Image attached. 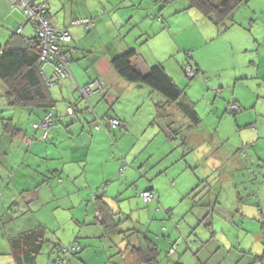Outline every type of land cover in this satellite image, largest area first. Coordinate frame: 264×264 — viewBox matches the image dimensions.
Returning <instances> with one entry per match:
<instances>
[{"label":"rangeland","instance_id":"rangeland-1","mask_svg":"<svg viewBox=\"0 0 264 264\" xmlns=\"http://www.w3.org/2000/svg\"><path fill=\"white\" fill-rule=\"evenodd\" d=\"M52 1L54 8L60 9L59 14L69 12L73 2L75 8L101 9V13L109 18L111 12H104L103 6L113 5L112 15L115 19L130 18L133 14V26L146 30L153 26L154 29L148 35L136 37L129 32L123 38L130 44L133 39L136 40L131 49L138 51L143 62L164 65L177 85L186 89L185 93L193 102L201 122L196 128L175 104L166 106L168 117L160 120L156 105H165L166 98L147 85L122 79L113 70L119 80L116 86L119 87L120 82L124 84L122 90L125 96L118 93L119 100L113 104L108 101V97L103 98L101 103L104 110L96 112V116L91 113L68 115L65 126L75 128L86 119V126L96 130L95 125L103 115V122L108 123L109 117L116 116L121 125L110 130H96L103 136H96L88 142L76 136L82 144L75 143L70 156L73 164H67V168L77 178L66 182V176L62 175L65 182H55L51 186L50 182L45 183L44 177L49 178L54 172L48 171L47 165L54 164L52 156L56 149L50 145L52 148L45 153L33 146L32 152L22 150L18 155L16 144L25 143L24 135L2 136L3 124L7 119H13L16 128L22 126L29 134L34 133L32 122L37 117L36 113L29 114L28 110L10 107L5 97V87L0 81V158L6 152L10 154L8 166L0 168L3 177L0 186L10 188L8 194H2L3 189L0 187V208L7 207L6 210H0L6 222L0 223V264H9L6 258L10 248L9 238L33 229L39 223L48 228L47 238L61 244L62 250L52 251V247L46 246L36 264H140L134 251L118 249V236L103 238L105 230L98 224L94 197L92 194L87 196V187L91 185L101 193L109 192L106 197L117 195L115 190L121 187L119 182L126 175V179H133V198L114 199V209L120 206L126 209L127 204L133 201V237L138 241V244L133 243V248H145V238L159 244L160 264L173 263L178 259L184 264H195L197 259L203 264H218L222 260L221 264H233L238 256L236 251L257 246L260 238L261 243H264V90L259 89L260 76H252L255 69L249 59L246 63V54L239 45L245 40L251 41L249 25L236 22L227 32L212 27L214 35L207 37L220 38L208 43L203 39L206 36L204 27L199 28L194 22L188 21L184 13H177L173 9L174 5L181 7V4L187 3L186 0H171L166 5L163 0H133V8L126 7L125 0H49V3ZM11 14L9 5L0 0V39L4 38L0 43L3 44L12 33L9 26ZM162 15L168 27L163 28L157 19ZM31 32L33 36L34 30L31 29ZM224 33L230 36V42H225ZM148 36L151 39L146 42ZM101 38L104 43L108 42L109 33L106 32ZM232 41H237L234 46ZM259 56L264 59L262 55ZM189 65L194 71L199 70L193 78L185 73ZM241 75L250 76L243 80ZM114 80L117 81L116 78ZM234 105L241 106L237 114L231 111ZM77 117H80V123L74 125ZM61 123L64 125V121ZM124 125L130 131L118 139L121 133L127 131ZM257 128L260 130V139L256 137ZM175 132L178 134L175 135ZM36 143L48 142H42L39 138ZM120 150L128 154L124 155L127 168L123 173L118 165ZM184 151L187 156H183ZM37 153L43 154L41 160ZM24 158L26 162H23ZM27 163L38 164L39 169L46 173L40 176L39 181L33 179L32 187L23 189L17 186L24 185L26 177L33 174L37 176L36 168H26ZM231 165L235 171L229 177L226 172L232 168ZM204 172H209L210 177L206 180L201 178L202 183L193 184ZM14 176L15 182L11 179ZM104 177L111 181L102 183ZM5 181L7 186L4 185ZM80 186L85 187L82 192L86 200L81 199L77 192ZM190 186L189 191L196 188V192L190 197L185 194L182 196L181 193ZM149 187L161 190L159 204L145 203L141 198L142 191ZM180 187L182 190L178 191ZM21 189L32 190V193H24L26 200L20 198L23 193V190L20 193ZM36 190L40 197L38 200L32 195ZM195 200L206 206L211 201V209L204 222L212 224L215 234L211 241H203L198 251L195 248L187 249L182 243L183 247L178 252L181 255L171 259L168 256L169 236L172 240H195L204 229L192 212L195 210ZM11 204L14 206L9 210ZM165 227L170 228V231L166 229L162 233ZM206 235L204 233V239L207 240L210 234ZM122 246L125 247V244L122 243Z\"/></svg>","mask_w":264,"mask_h":264},{"label":"crops","instance_id":"crops-1","mask_svg":"<svg viewBox=\"0 0 264 264\" xmlns=\"http://www.w3.org/2000/svg\"><path fill=\"white\" fill-rule=\"evenodd\" d=\"M2 1L7 6L9 5L10 9L12 10V14L9 16L11 19V23L9 24V26H10V30H12V33L13 32H20L24 36L32 37L31 34H33V33L31 32V29L34 30L33 29L34 27L30 23V21L26 20L23 13L21 12V10L17 7H13L10 3V0H2ZM42 1L47 3V5L49 7V9H48L49 15L48 16H49V20L52 22V24L60 30L67 31L70 34V36L72 37V41L68 45L71 48L69 57L71 59L72 76L69 77L67 80H61V82L58 85H55L51 88V92L53 94V97L56 100L60 101V104L57 105V107H56L58 109V111L55 113V117H56V119L58 118L61 121H64L63 126L65 129L58 126L59 123H58V121H56L55 126L49 132V140H48L49 142L48 143H50V144H48V143H46V144L38 143L37 144L36 142H35V144H33V143L28 144L27 139L24 136L25 143L16 144V145L18 148V155L21 154L22 150H25V152H27V153L32 152L33 146L36 148L37 151H39L41 148L42 151H44L45 153H47L52 148L50 145H52L56 149V151L53 152V156H52V158L55 160L54 164L53 165H51V164L47 165L48 171L54 170V172L51 173L52 175H51V177H49V180H47L48 182H50V185L52 186L55 182H57V184L58 183L60 184L61 183L60 181L65 182L62 175L66 176V182H70L71 180L77 178V177H74L67 168V164H69V165L73 164V158H70V156H71V151L74 149L75 143L79 142L80 144H82L80 141H77L76 136H80L81 138L87 140V142H88V140H93L96 136H103V134H101V132H100L101 128L106 129L102 125L101 128L99 127L100 131L99 132L96 131V130H98V124L100 122H103V120H101V119H103V117H105V115L100 117V119L96 123V125H95L96 130H93L92 126H90V127L86 126L88 124L86 119H85V121L81 122V125H79L75 128H70V126H65V120H68L66 118L68 117V115H77L78 113H82V114H87V113L90 114L91 113V114H93V116H96V112L99 113L102 110H104V106L101 103V100L103 98L108 97V101L113 104L119 100L118 93H120L122 97L125 96V93L122 90V85H124V84L122 82H120L119 87H118V85L116 86V84H118L119 80L116 76H114V74L112 72L114 69L111 65V62H112L113 58H115V57L125 53L129 49L133 48L134 42H136V40L133 39V43L131 42V44H130L129 41H127L126 39L123 38L124 34H127L130 32V33H132V35L135 34L136 37L137 36L141 37L144 35H148L149 31L153 30L154 27L152 26L150 28V30H146V29H141V28L137 27V25L133 26V14L131 15L130 18L129 17L128 18L127 17H121V20L115 19L112 15L113 5H111V6L108 5L106 7L103 6L104 12L108 11L107 14H109L111 12L109 18H107V16H105V14L103 15V13H101V11H102L101 9H98L95 7H88L86 9H84L81 6L75 8L73 5V2H71L69 12H62L61 14H59L58 12L60 9L54 8V6H53L54 2L53 1L50 3H49V0H42ZM125 1H127L126 5H125L126 7L133 8V6H135V5H133V0H125ZM170 1L171 0H163V3L166 5L167 3H170ZM121 3H123V1H121ZM178 6L179 5L173 6V9L177 13H184V17H186V19L188 21L194 22L195 24H197L199 26V28L204 27V29L206 30V33H205L206 36H204L203 39H205L206 42L213 43L214 41H216L220 38L219 37V38L213 39L211 37H207V36H213L214 35V32H213L214 30L212 29V27L214 28L215 26L209 20H207L198 10L188 8V1L184 5L181 4V7H178ZM155 9L156 8H153V10H155ZM62 14L63 15L65 14V15L62 16ZM162 14L164 15V13H162ZM163 15L161 17H158L157 19L161 24H163V28H165L167 25H166L165 17ZM233 17L236 19V21H234ZM233 17H232V19H233L232 24L235 25L237 22V24H239V25H249V27H248V30L250 31L249 38H251V41L245 40L244 43H242V44L240 43L239 45L241 46L242 52L244 54H246V55H244L245 61L247 59H249L250 65L255 69V71L252 73V76H257V77L260 76V79L258 80L259 81V89H261L263 91L264 90V59L261 58L259 55H262L264 57V0H248L246 3H243L238 9H236ZM85 21L87 23H85ZM231 22L232 21H229L227 24L230 26ZM200 24H202V25L200 26ZM29 26H31V29ZM231 26L233 27V25H231ZM157 28H160V27H157ZM136 29H139V30H137V32H135ZM106 32L109 33L110 39L108 42L104 43L102 41L101 36L103 34H105ZM169 32H170V29L167 31V33H169ZM223 32H227V31H224V29H223ZM34 33H35V30H34ZM224 35H225V42L226 41L230 42V36H228V34H226V33H224L222 36H224ZM148 37L149 38H147L146 42H148L151 39V36H148ZM241 38H244V37L242 36ZM8 39H7V41H8ZM1 40H4V38L0 39V42H3ZM238 40H239V38H238ZM116 41H118V42H116ZM237 41H232V46H234L235 42H237ZM0 45L3 46L5 44L0 43ZM0 53H1V51H0ZM136 63L138 65L139 69L143 73H147L149 71V69L151 68V66L152 67L155 66L154 64L147 62V61L143 62V60H140L139 57H138ZM246 63H248V62L246 61ZM159 64L163 65L162 63H159ZM163 67H164V65H163ZM165 70H167V69L165 68ZM167 74H168V72H167ZM241 76H243L242 77L243 80H246L248 78L247 76H250V75H241ZM114 78H116L117 81L114 80ZM237 78H238V76H237ZM91 83L92 84L93 83H100L101 86L97 89L95 94L89 95L87 99L86 98H80L79 89L83 88V87H85ZM185 91H186V89H185ZM237 98H238V96H237ZM238 99H236V100H238ZM240 101L242 102V99H240ZM63 103L65 104V107L63 106ZM240 107H238V110ZM59 110H60V112H59ZM238 110L234 111V112L237 114ZM42 115H44V113L42 111L38 112L37 118L42 117ZM197 115H198V113H197ZM112 117L118 118L116 116H112ZM198 118L200 119V122H201V118L199 117V115H198ZM60 120H59V122H60ZM78 120H80V117H77V119L74 120V122H75L74 125H77L80 123ZM71 122H73V121H71ZM70 123H68V124H70ZM198 126L199 125H195L196 128ZM22 128L23 127L21 126L19 129L23 130ZM123 128L127 130L126 125H124ZM129 131L130 130H127L126 132L121 133L119 135L118 139H120L121 136H123L124 134L129 133ZM4 132H3L4 135H2V136H8V134L4 133ZM27 133H29V132H27ZM34 134H37L38 138L40 137L39 133L34 132ZM105 135H106V133H105ZM106 137H107V135H106ZM256 137L258 139H260L259 128H257ZM13 141H15V140H13ZM248 144H250V143H248ZM80 148H84V146H80ZM182 148L185 149V146ZM195 151H198V149H196ZM39 154L40 153H37V155H39ZM9 155L10 154L8 152H6L5 155H2V157L0 158V165H1L0 168L8 166ZM37 155H35V156H37ZM42 155L43 154L39 155L40 160H41V158H43ZM124 155H128V154L124 153V151H122V150H120L118 152V157L120 160V163L118 165H120V171L122 169V166H127L126 159H125L126 157ZM114 156H116V155H114ZM183 156H187V153L185 151L183 153ZM25 159L26 158H24L23 162H26ZM29 166L32 167L33 169L36 168L37 171H35V173L37 174V176H35L34 174H33V176L29 175L28 177H26L27 179H25V183H23L24 185H20L17 187H22L23 189L30 188V187H32L33 179L39 181L40 176H43V174L46 173V172H44V170L39 169L38 164L27 163V165L25 167L29 168ZM188 166L186 168H188ZM231 166H232V168L226 172V176L231 177L230 173L235 171L234 166L233 165H231ZM123 169H124V167H123ZM123 171H125V170H123ZM123 171H121V172H123ZM84 172H85V170H84ZM15 174H13V175H15ZM26 174L27 173H24V175H26ZM209 175H210L209 172L201 173L200 174L201 177H198L197 180H194L193 184H196L197 182L202 183V181H200L201 178H203V180H206L207 178L210 177ZM126 176L123 179V181L119 182L121 187H117V189L115 190L117 192V195H115V196L110 195V197H107V202L110 205V207L113 210L120 212V214H121L120 215L121 217L118 220L119 221L118 229L120 232H126V233H124V235L121 234L118 236L119 241H120L118 249L122 250L124 252H127L129 250L132 251L133 243L138 244L137 239L134 238L133 235H132V237L128 238V234H127V232H129V236H130L131 235L130 231L133 230V201L129 202L127 204L126 209H122L121 206L119 207V209H114V203H113L114 199L115 200H124V199L133 198V179H130V178L126 179ZM11 179L13 180V182H15L16 176L12 177ZM0 180L3 181V177L1 174H0ZM53 180H54V182H53ZM110 181L111 180H108V177H104L101 182L102 183L103 182L108 183ZM101 182H100V184H101ZM4 185L7 186L6 181L4 182ZM0 187H2L1 189H3L2 194H4L5 192L8 194V190L10 189L8 186L6 188L3 186H0ZM93 187H94L93 185H91V187H89V186L87 187V189H89L87 196L91 195V194H92V196H94L96 194L95 192L99 191V189H97V187L95 189ZM176 187H177V185H176ZM37 188H38V186H37ZM84 188L85 187H81V186L78 187L77 192H79L81 199H84V195L82 192ZM182 188H183V186H182ZM182 188L180 187L178 191L182 190ZM190 188H191V186L188 189H186L185 191H183L181 193V195L183 196L185 194L186 196L190 197L192 194H194L196 192V188L193 189L192 191H189ZM23 189H21L20 193L22 192ZM151 189H154L159 196V201L158 202H152V203L159 204L160 199H161L160 196L162 195V192L160 189H155V187H149L147 189H144L142 191V193H144L148 190H151ZM31 191L32 190H23V193H21L22 197H20V198L24 199V193L25 192H31ZM108 194H109V192L107 193V196H108ZM32 195H33V198H35L36 200H38L40 198V197H38L37 190H36V192H33ZM197 195L198 194H196L195 196H197ZM52 198H54V196H52ZM24 200H26V198ZM84 200H86V199H84ZM197 201L198 200H195V205L197 204ZM209 204H211V201L209 202ZM15 205H17V204H15ZM13 206L14 205L11 204L9 207L10 208L9 210H12ZM6 208L7 207L2 208V209L0 208V210H6ZM209 209H211V208L207 209V206L203 205L202 202L200 201V204L195 207V210H192V212H194V214L196 215V217L199 220V225L203 226V228H204L201 231V233H199V237L197 236V238L195 240H192V239H190V240L186 239L185 240L186 246L188 247L190 245L189 247L192 248L193 250L195 248L198 251L203 246V241H204V243H207V242L211 241L212 236H214L212 224L204 222L205 219H207V216L209 214L208 213ZM0 214L2 215L1 211H0ZM96 214H97V220H98L99 214H98V212H96ZM3 223L6 224V222H3ZM98 224H99V221H98ZM40 225H42V224L39 223L33 229L24 230V231H22V233H19L14 237L9 238L8 242H9L10 248H9L8 253H6V255H7L6 258L8 259L7 261L9 264H17L15 258L12 256L13 251H14L13 247H12V241H13L12 239L17 238L18 236H20L26 232H31L32 230L37 229V227ZM42 226H44V225H42ZM166 229H168V228L165 227V229L163 230L162 233H164V231ZM168 231H170V228L168 229ZM174 233L175 232L173 231L172 234H174ZM204 233H205L206 237H207L206 234H208V235L210 234L209 235L210 237H208L206 242H205L206 239H204ZM47 234H48V228H47L46 237H47ZM261 242H262V238H260V242L257 246L254 245V246L250 247L249 250L247 248H244V249H241L239 251H236V250H238V248H237L235 251H236L238 256L235 259L236 261L234 260L235 262H233V264H264V257L260 261L255 260L256 256H263L264 255V243H261ZM122 243L125 244V247L122 246ZM21 245H23V244H21ZM157 245L159 246V244H157ZM23 247H21V248H23ZM21 248H17L18 254H19V251L21 250ZM232 249H234V247H232ZM19 257H22L21 261L19 262L20 264H30V263L25 262V260H26L24 258L25 256L23 257L22 255L19 254ZM175 260H176V258H175ZM223 261L224 260H222L218 264H221ZM175 262L176 261H174L173 263H175ZM199 263H201L200 259H197L195 264H199ZM35 264H36V261H35Z\"/></svg>","mask_w":264,"mask_h":264},{"label":"trees","instance_id":"trees-1","mask_svg":"<svg viewBox=\"0 0 264 264\" xmlns=\"http://www.w3.org/2000/svg\"><path fill=\"white\" fill-rule=\"evenodd\" d=\"M188 8L198 10L207 20H209L215 27L222 28L227 31L233 23V15L236 9H238L243 3L248 0H187ZM165 2V1H164ZM49 13L46 18L49 19ZM232 21L230 26L227 24ZM35 30V35L26 38L20 32H13L5 45H0V81L5 87V97L8 105L14 109L20 108L22 110H28L30 113H36L42 111L44 115L34 119L32 122V129L35 133L40 134V140L43 142H49V132L53 129L56 122L55 113L58 111L56 108L59 105V101L53 97L51 88L58 85L61 80L58 79L55 85L49 84L51 77V70L47 76L45 67L41 61L42 52V40L40 38L37 25L35 22H30ZM68 48V44H65ZM71 64L69 55L65 54ZM139 57L138 52L135 49H129L125 53L113 58L111 65L114 71L124 80L138 85H147L166 98V104L156 105L157 117L160 120H165L168 117V111L166 106L175 104L177 109L183 113L186 118L190 119L193 125H199L200 119L198 118L193 102L185 93V90L180 88L177 83L167 74L163 65L158 64L149 69L147 73H143L138 65L137 59ZM71 73V72H70ZM72 75V74H71ZM92 84V83H91ZM90 85V84H88ZM87 85V86H88ZM95 94V93H93ZM91 94V95H93ZM80 98H82L80 96ZM51 114V123L49 125L47 135L44 136L45 131L43 129L35 128V125L41 124L44 118ZM111 119H117L115 117H109L108 123L100 122L98 127L101 128L103 125L106 130H110L113 126L109 123ZM120 122V120H119ZM59 124L61 123L58 122ZM121 125V122H120ZM119 125V126H120ZM63 126L62 123L60 125ZM4 133L8 136H19L24 135L27 139V143L37 142L39 139L37 134H29L24 130L15 127L13 119H7L6 123L3 124ZM99 129V128H98ZM24 131V132H23ZM178 132H175L177 135ZM4 135V134H3ZM32 136V137H31ZM40 142V141H39ZM184 147L185 145L182 144ZM124 167V169H123ZM127 166H122L121 171L126 170ZM53 173V172H52ZM123 173V172H121ZM46 180H49L45 176ZM45 182H48L46 181ZM62 183V181H60ZM146 192L155 194L156 198L151 201H146L141 194V198L145 203L158 202L159 196L154 189ZM108 193V192H107ZM104 191H98L94 197V205L96 212H98V221L105 230V237L109 236L113 239L115 236L124 235L126 232H120L119 218L121 217L120 212L113 210L107 202V197ZM197 204L194 206H198ZM206 206V205H205ZM211 208L208 204L207 209ZM2 215L0 214V223H3ZM133 231H130L132 237ZM47 228L45 226H38L37 229L31 232H26L15 239H12L13 257L18 264L22 255L26 260L25 262L35 264L38 256L42 255L43 250L46 246L52 247V251L58 249L62 250L61 244L54 243L46 237ZM214 234V233H213ZM167 238L166 236H163ZM213 237V236H212ZM170 240V248L168 256L173 259L176 256H180L178 252L182 249L185 244L184 239L172 240V237H168ZM146 242L145 248H133L132 253H136L139 257L140 264H160V247L149 239H144ZM207 240H205L206 242ZM23 244V245H21ZM186 245V244H185ZM24 246V247H23ZM23 247V248H21ZM17 248H21L18 254ZM190 247H187L189 249ZM264 257L256 256L255 260L260 261ZM62 262V261H60ZM20 264V263H19ZM171 264V263H167ZM172 264H183L181 259L176 260ZM202 264V263H201Z\"/></svg>","mask_w":264,"mask_h":264},{"label":"built area","instance_id":"built-area-1","mask_svg":"<svg viewBox=\"0 0 264 264\" xmlns=\"http://www.w3.org/2000/svg\"><path fill=\"white\" fill-rule=\"evenodd\" d=\"M13 7L21 10L27 21H33L37 25V29L42 40L41 61L44 64L45 72L49 76L48 70H51V79L49 84L55 85L58 79H67L71 77L70 63L65 54H69V47L65 44L71 41V37L65 30L56 28L49 19L46 18L48 8L42 0H10ZM85 23H87L85 21ZM186 75L190 78L196 76V71L192 67H186ZM101 85L93 83L79 89L82 98H88ZM238 106L234 105L231 111H237ZM51 123V114L47 115L41 124L35 125V128L43 129L44 136L47 135L49 125ZM113 127L119 126L120 122L117 119H111L109 122ZM99 128V127H98ZM142 197L146 201H151L156 198L155 194L145 192Z\"/></svg>","mask_w":264,"mask_h":264},{"label":"clouds","instance_id":"clouds-1","mask_svg":"<svg viewBox=\"0 0 264 264\" xmlns=\"http://www.w3.org/2000/svg\"><path fill=\"white\" fill-rule=\"evenodd\" d=\"M44 2V1H43ZM45 3V2H44ZM46 4V6H47V3H45ZM47 8H48V6H47ZM49 9V8H48ZM50 21V20H49ZM51 22V21H50ZM52 23V22H51ZM69 34V33H68ZM70 35V34H69ZM71 37V36H70ZM71 41H72V37H71ZM70 41V42H71ZM70 42H68L67 44L69 45L70 44ZM69 49H70V51H71V48L69 47ZM70 51H69V56H70ZM187 67H191L190 65L189 66H187ZM70 72H71V64H70ZM186 73V72H185ZM197 73H198V71L196 72V75H197ZM72 74V73H71ZM72 76V75H71ZM68 79V78H67ZM67 79H63V80H67ZM100 84V83H99ZM101 85V84H100ZM97 91V89L93 92V93H95ZM99 91V90H98ZM92 93V94H93Z\"/></svg>","mask_w":264,"mask_h":264},{"label":"bare ground","instance_id":"bare-ground-1","mask_svg":"<svg viewBox=\"0 0 264 264\" xmlns=\"http://www.w3.org/2000/svg\"><path fill=\"white\" fill-rule=\"evenodd\" d=\"M48 6V5H47ZM49 8V7H48Z\"/></svg>","mask_w":264,"mask_h":264}]
</instances>
